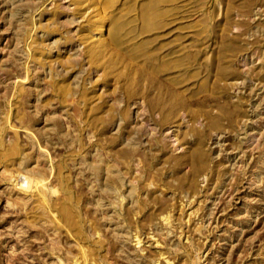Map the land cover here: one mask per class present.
I'll use <instances>...</instances> for the list:
<instances>
[{"label": "rangeland", "instance_id": "rangeland-1", "mask_svg": "<svg viewBox=\"0 0 264 264\" xmlns=\"http://www.w3.org/2000/svg\"><path fill=\"white\" fill-rule=\"evenodd\" d=\"M0 264H264V0H0Z\"/></svg>", "mask_w": 264, "mask_h": 264}, {"label": "bare ground", "instance_id": "bare-ground-1", "mask_svg": "<svg viewBox=\"0 0 264 264\" xmlns=\"http://www.w3.org/2000/svg\"><path fill=\"white\" fill-rule=\"evenodd\" d=\"M81 1V0H80ZM79 11V10H78ZM113 26V25H112ZM120 24H117V26L115 27V31L117 32L120 28ZM111 28V27H110ZM103 31H104V24H102L101 22L99 23L98 25V34L94 36V40L97 41V42H94L92 47L89 48L88 51H90L91 53V57H93L97 52H100L102 51L103 47H102V44L100 41H98L102 34H103ZM121 31V30H120ZM120 34V33H119ZM111 38V37H110ZM112 41V40H111ZM114 42V41H113ZM44 58V57H43ZM21 186H24L23 183H21Z\"/></svg>", "mask_w": 264, "mask_h": 264}]
</instances>
